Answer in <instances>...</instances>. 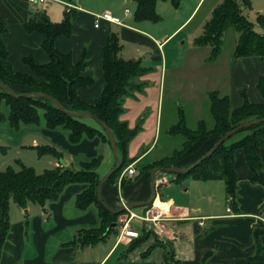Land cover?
<instances>
[{
	"label": "crops",
	"instance_id": "1",
	"mask_svg": "<svg viewBox=\"0 0 264 264\" xmlns=\"http://www.w3.org/2000/svg\"><path fill=\"white\" fill-rule=\"evenodd\" d=\"M47 1L40 3L29 0H0V22L6 23L9 27V31L4 35V42L10 52V61L16 71L24 73L29 72V68L22 61L24 56L32 55L38 64H46L49 58L42 48L44 37L36 32L27 33L24 23L30 16L41 12L46 13L52 22H61L68 11V4L72 5V9L77 11L73 35L69 38L58 37L55 45L62 52H70L75 63L81 59L83 48H87V66L82 75L93 77L95 82L90 86L80 87L78 95L82 101L92 104L101 95L104 88L103 47L108 40L109 33L116 32V29L113 28L116 24L102 22L101 26L96 28L94 26L95 14L89 12L82 14L85 9L75 4L74 0H54L59 2L46 7L49 5ZM259 10L263 12L264 8ZM84 18H89L90 22L84 21ZM87 22L90 24L92 32H89L87 26L86 28L80 26ZM183 24L181 25L183 26ZM144 25L142 24V26ZM181 25L169 36L157 38L152 33L138 28L143 34L146 33L151 41L133 34L132 32L137 29L132 30L131 25L121 26V34L123 39H131L161 50L166 46L170 37L181 28ZM14 50L17 51L14 52ZM234 59L230 69L231 73L229 71L231 93L227 95L230 97L231 106L239 108L243 105L244 98L240 91L243 88L247 90V87L244 86L246 82L250 84V90H252L251 92L247 90L249 101L264 104V96L258 89V82L261 77H264L260 75L264 70V58L252 56L235 57ZM135 60L141 62L140 59ZM178 117L180 118V114ZM120 120L129 123L122 117ZM65 131L61 128L50 130L46 124L40 131L49 140L45 143L47 145L43 146L51 148L57 146L63 150L61 158L49 154L57 159L54 163L55 167H79L80 169L83 162L101 156V162L95 169L101 182L117 165L112 146L101 136L85 137L81 142L71 144ZM28 134L30 133L24 132L25 136ZM135 137L136 135L133 138L135 139ZM134 139L129 142L128 150L124 156H127L126 159L133 160L131 164L135 168L136 174L125 175L122 178L118 176L114 180L106 182L101 188L103 202L115 211H120L134 203L147 201L153 195L150 166L159 160L149 158L154 143H150L147 147L137 144L133 150L132 144L136 141ZM23 141L24 138H21L19 144H24ZM33 142L34 146L30 148L37 150L40 147L38 139H33ZM137 147L140 148L139 151ZM206 148L205 144L199 151L187 156L174 166H189L199 158ZM261 159L264 165V149L261 150ZM61 160H64V164L61 163ZM235 169L239 176L236 209L229 204L227 198L225 209L215 206L214 198L203 192L194 195V203L206 199L207 208L198 203L193 205L176 203L175 199L166 198L160 193V190H164L180 180H176L175 174L173 176L167 172H158L155 177L157 196L153 202V209L151 207V211H149L150 209L145 211L142 208L143 213L140 215L132 209L123 210L117 218L116 225L112 226L111 224L108 227V231L111 229V232L107 233L103 240L93 243L83 244V241L87 236L88 231L86 230H92L101 225L97 207L91 204L88 208L82 209L76 204L77 195L81 194L88 184H69L57 200L47 202L44 206L30 202L26 207H20L11 202V227L1 252L0 264H154L149 261V256L142 257L143 252L139 259L130 257L132 250L130 244L134 243L135 239L122 234V228L126 223L128 227L138 230L140 235L141 230L145 229L162 241V243H157L163 248L161 264L164 263V254L169 249L182 264H248L250 256L256 253L264 255V187L251 183V172L245 163L242 151L236 154ZM212 181L215 180L210 182ZM204 182L208 183V181ZM202 185L205 187L206 184ZM195 188L197 189V186ZM188 190H183V192H188ZM171 193L176 196L181 194L180 192ZM163 206L165 208H161ZM158 208L163 210V213L166 212L167 216L163 221H166L170 228H165L163 221L143 219L146 214L151 215L153 210ZM159 213L163 215L162 212L159 211ZM137 218L143 222L141 227L133 225V220ZM112 233L114 241L109 237ZM256 233H258V240L255 239ZM25 236H27L26 243ZM155 244L154 237V242L149 247ZM119 250L122 252L114 256ZM90 251L92 252L90 253ZM257 264H264V261L260 260Z\"/></svg>",
	"mask_w": 264,
	"mask_h": 264
},
{
	"label": "trees",
	"instance_id": "2",
	"mask_svg": "<svg viewBox=\"0 0 264 264\" xmlns=\"http://www.w3.org/2000/svg\"><path fill=\"white\" fill-rule=\"evenodd\" d=\"M135 1L134 19L136 21H159L160 18L155 10L158 0ZM169 1L175 7L180 3V0ZM243 9H251L250 0H223L222 4L214 10L211 21L206 24L203 35L196 43L203 46L212 45L214 53H218L219 39L228 28L233 27L240 34L235 48V57L259 56L264 58V34L255 31V25L244 16ZM76 17L77 11L73 9L66 11L63 20L58 23L52 22L44 12L30 16L24 23V29L27 33L36 32L44 37L42 48L47 53L49 61L46 64H38L32 55L24 56L22 61L29 68L27 73L14 69L10 61V52L4 42V35L9 31V27L6 23L0 22V82L18 94L35 92L48 94L67 110L90 111L105 122L116 137L122 160V167L110 177L107 181L109 182L120 176L121 172L133 162L131 159H126L127 156L124 155L128 150L129 142L136 135L137 129L130 128L127 122L120 120V117L125 110L124 98L139 88L135 78L140 75L143 68L140 66L139 60H125L120 57L122 45L118 33L110 32L103 47L105 80L103 91L92 104L82 101L79 98L78 89L90 86L95 82L93 77L82 75L87 66V48H83L81 59L75 63L70 52H62L55 45L58 37L69 38L73 35ZM257 23L264 30V14L257 15ZM258 89L264 96V77L260 78ZM240 93L244 98V103L239 108L231 106L229 96H220L218 91L210 93L209 109L214 122L211 128L207 126L205 120H200L197 128L191 129L185 124L183 115H180L179 121L170 129V133L184 137L182 148L154 162L150 166V171L155 168L174 166L187 156L199 151L206 144L207 148L192 163L194 164L231 129L247 121L263 118L264 104L250 102L245 88L241 89ZM3 103L9 106L10 113L6 117L0 110V122L9 121L15 128H19L21 124L38 125L41 122L40 112L42 111L46 127L50 130L58 128L66 130L69 143L77 144L85 137L101 136L112 146L109 137L100 125L99 129L95 128L84 122L82 120L84 118L71 117L59 111L47 98H15L0 88V107ZM262 149H264V122L241 129L225 140L212 155L192 171L175 174L176 180L179 181L183 175L188 174H193L194 179L200 181L222 180L225 184L226 198L229 204L236 209L237 183L239 181L235 169L236 154L242 151L245 163L251 172V183L264 187ZM37 150L40 155L52 154L58 158L63 155L53 147L40 146ZM101 159V156H97L90 161L83 162L78 170L58 166L38 174L33 168L20 162L19 171L8 167L0 172V256L11 227V202L20 207H26L30 202L44 206L47 202L57 200L64 188L74 183L88 184V187L77 195V206L86 209L94 204L101 219L100 227L86 230L88 232L83 244L103 240L106 234L111 232V229L108 231V227L117 222L121 213L110 212L98 200L97 186L100 178L95 169ZM192 164L179 168H187ZM152 205L144 207V210L150 209ZM256 234L255 239L258 240V233ZM151 235L154 234L142 229L141 235L135 238L134 243L130 244V249H135ZM154 237L156 244L142 253L143 258L148 257L152 247L159 245L157 243H162L155 235ZM258 248L260 250L259 244ZM260 260L264 261V255L256 253L248 258V264H257ZM163 264H182V262L176 259L173 251L169 249L164 254Z\"/></svg>",
	"mask_w": 264,
	"mask_h": 264
},
{
	"label": "rangeland",
	"instance_id": "3",
	"mask_svg": "<svg viewBox=\"0 0 264 264\" xmlns=\"http://www.w3.org/2000/svg\"><path fill=\"white\" fill-rule=\"evenodd\" d=\"M250 1L251 9H243V14L255 25L256 32L264 34V30L257 23V15L259 13L264 14V11L260 12L259 10L264 8V0ZM58 2L48 0L47 4L49 5L46 7ZM74 2L85 9L82 14H86V12L93 14L110 12L119 17L125 24L131 25L132 30L136 28L137 30H134L133 34L140 35L141 38L147 40H150V37L146 33L140 32V28L152 33L155 38L166 37L187 20L170 37L166 46L164 44L165 47H162L161 50L131 39H123L121 26L111 24L114 25L113 28L116 29L115 31L118 33L122 45L120 57L125 60L140 59V66L145 68L135 78L139 88L123 100L125 110L121 117L123 120L127 119L129 121L130 128L137 129L136 137L133 138L136 140L132 144L133 150L137 144L147 147L150 143H154L151 148L150 159H161L171 155L175 150H180L184 143V137L169 133L170 127L179 121V114L186 118V125L191 129H196L198 121L201 119L205 120L209 128L213 126L214 122L209 109V93L218 90L220 96L230 95L231 79L229 71L233 66L232 61L235 60L234 50L240 34L235 28H228L219 39L217 44L219 46L218 53H214L212 45L203 46L196 42L203 35L206 24L211 21L214 10L222 4L223 0H201L199 4V0H180L179 5L176 7L169 0H158L155 10L160 19L157 22L136 21L134 19L135 0H74ZM126 10L130 11L129 15H126ZM84 21L90 22L89 18H84ZM88 22L87 24H80V26L82 28L87 26L89 32H92ZM142 24L145 25L142 26ZM16 51L14 50V52ZM260 75L264 76V70ZM244 86L250 92L252 91L250 90V84L247 82ZM0 110L8 117L10 113L9 106L3 103ZM40 116L41 122L38 125L21 124L19 128L11 126L9 121L0 122V172L8 167H13L19 171L20 162L33 168L38 174L55 167L56 158L49 154L40 156L36 149L30 148L34 146L33 139L35 138L38 139V143L42 147H45L43 145H47L45 143L49 141L40 132L45 126L42 111ZM82 120L93 127L100 128L97 121L91 117ZM24 132L30 134L25 136ZM65 132L68 135V132ZM21 138H24V144H19ZM55 147L57 148V146ZM139 149L137 147L138 151ZM57 150L63 152L62 148L58 147ZM62 162L64 164V160H61ZM73 169L78 170L79 167ZM122 173L123 171L120 176ZM168 174L173 175V173ZM202 184H206L205 187H202ZM195 186H197V189ZM224 188L225 185L222 180L205 183L194 179L193 174H188L183 175L178 183H172L170 187L160 190V193L166 198L175 199L176 203L191 205L198 203L206 208V199L194 203V195L202 192L208 193L214 198L215 206L225 209L226 194ZM186 189H189L188 192H183ZM171 192H180L181 194L176 196ZM153 205L151 209H153ZM142 208L144 209V207H137L132 210L140 215L143 213ZM161 208H165V206ZM159 211L162 212V216H158ZM166 216V212L163 213L160 208L153 210V214H151V217H158L160 221H163ZM162 223H164L165 228H170L166 221ZM133 225L141 227L143 222L137 218L133 220ZM109 237L114 241L113 233ZM24 238L26 243L27 236ZM153 242L154 237L151 235L150 238L142 241L139 246L131 250L130 257L139 259L141 253L146 251ZM120 252L122 251H117L114 256ZM148 256L150 262L161 264L163 248L159 245L153 247ZM20 261L22 262V260Z\"/></svg>",
	"mask_w": 264,
	"mask_h": 264
},
{
	"label": "water",
	"instance_id": "4",
	"mask_svg": "<svg viewBox=\"0 0 264 264\" xmlns=\"http://www.w3.org/2000/svg\"><path fill=\"white\" fill-rule=\"evenodd\" d=\"M0 88L5 90L6 92H8L11 96L15 97V98H47L49 100H51L53 102V104L58 108L59 111L71 116V117H75V118H94L97 123L104 129V131L106 132L107 136L109 137L111 144H112V150L114 153V157L116 159L117 165L116 167L110 171V173L104 177L101 182L98 184L97 186V196H98V200L100 203H102L110 212L114 213V214H118L120 212H122L123 210H131L133 208H137V207H146L150 204H152L157 196V192H156V185H155V177L156 174L158 172H167V173H174V174H185V173H189L190 171H192L196 166H198L203 160H205L206 158H208L210 155L213 154V152L228 138H230L232 135H234L235 133H237L238 131H240L241 129H245L247 127L259 124L264 122V117L263 118H258V119H253L250 121H247L243 124H240L239 126L231 129L229 132H227L224 136H222L215 144L214 146L204 155L202 156V158H200L197 162H195L194 164H192L190 167L187 168H179V167H174V166H170V167H162V168H155L151 171V186L153 189V195L152 197L144 202H139V203H134L131 204L129 206H127L126 208H123L120 211H115L110 209L107 205H105V203L103 202L102 198H101V188L102 186L110 179V177L116 172L118 171L121 167H122V160L119 154V149H118V145H117V140L115 135L113 134V132L111 131V129L107 126V124L105 122H103L101 119H99L98 117H96L94 114H92L90 111H86V112H74L71 110H67L65 109L57 100H55L53 97H51L48 94L45 93H41V92H35V93H25V94H18L16 92H14L11 88H9L6 84L1 83L0 82ZM116 225L115 223L112 224ZM111 226V227H112Z\"/></svg>",
	"mask_w": 264,
	"mask_h": 264
},
{
	"label": "built area",
	"instance_id": "5",
	"mask_svg": "<svg viewBox=\"0 0 264 264\" xmlns=\"http://www.w3.org/2000/svg\"><path fill=\"white\" fill-rule=\"evenodd\" d=\"M29 1L30 2L44 3L47 0H29ZM69 9H72V5H70V4H68V10ZM129 14H130V11L126 10V15H129ZM102 22L116 24V25H120V26H124V27L128 26L119 17L114 16L113 14H111L110 12H107V11L104 13H101V14H95L94 15V26L96 28H99L101 26ZM134 174H136L135 168L133 167V165H129L126 169L123 170L121 178L125 175L133 176ZM158 216H162V215H160V213H159ZM143 219L146 221H151V220L154 221V220H158V217H151V215L146 214L145 218H143ZM122 234L128 238H131V239L138 238L140 235L138 230H135L134 228L128 227L127 223L122 228Z\"/></svg>",
	"mask_w": 264,
	"mask_h": 264
},
{
	"label": "bare ground",
	"instance_id": "6",
	"mask_svg": "<svg viewBox=\"0 0 264 264\" xmlns=\"http://www.w3.org/2000/svg\"><path fill=\"white\" fill-rule=\"evenodd\" d=\"M157 207H159V206H157Z\"/></svg>",
	"mask_w": 264,
	"mask_h": 264
}]
</instances>
